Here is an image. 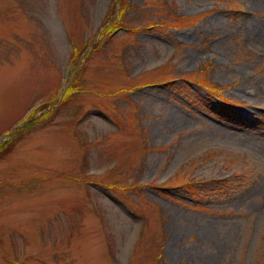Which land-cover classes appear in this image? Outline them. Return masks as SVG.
I'll list each match as a JSON object with an SVG mask.
<instances>
[{"label":"rangeland","instance_id":"374dc122","mask_svg":"<svg viewBox=\"0 0 264 264\" xmlns=\"http://www.w3.org/2000/svg\"><path fill=\"white\" fill-rule=\"evenodd\" d=\"M12 135L0 264H264V0H0Z\"/></svg>","mask_w":264,"mask_h":264},{"label":"trees","instance_id":"16d2710c","mask_svg":"<svg viewBox=\"0 0 264 264\" xmlns=\"http://www.w3.org/2000/svg\"><path fill=\"white\" fill-rule=\"evenodd\" d=\"M124 3V1H123ZM124 6L121 7V11L123 10ZM121 13H119V15L114 19V20H110L108 22V24L104 27V30L107 31L106 33L114 30V29H119L123 26H125V20L127 18V16H124L123 18H121ZM126 26H132V25H126ZM139 26H134V29H138ZM88 54V53H87ZM74 60V63H76L77 61L80 62L79 60V56H78V52H74V56L72 57ZM83 67L84 65L81 66V68L79 69L78 73H76L73 78L71 79V82L69 83V85L65 88L64 91V95L65 96H71L74 95L78 90H79V86L77 84V80L80 78V76L83 75ZM207 84V87L209 89V91H211L214 94L219 95L221 98H223L227 103L231 104L233 100L225 97L222 93H219L222 91V87L223 85H216V84ZM219 91V92H218ZM50 113V109L47 110L46 112L42 113L41 115H37L36 110L28 117V119L26 120V122L24 123V125L22 126V129H31L33 127H38V126H43L44 124H46L48 121L51 120V116H47ZM36 114V115H35ZM44 116V118H43ZM47 116V119H45ZM13 135L8 139L5 140L4 142L1 143L0 145V155L3 154L5 151H7L8 149H6V145L7 143L10 141L12 142L13 140ZM16 137V136H15ZM7 142V143H6Z\"/></svg>","mask_w":264,"mask_h":264}]
</instances>
